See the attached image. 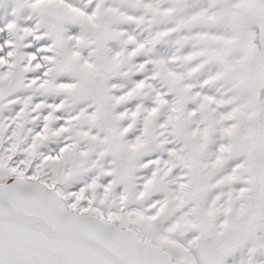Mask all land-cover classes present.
Segmentation results:
<instances>
[{
    "label": "snow or ice",
    "instance_id": "obj_1",
    "mask_svg": "<svg viewBox=\"0 0 264 264\" xmlns=\"http://www.w3.org/2000/svg\"><path fill=\"white\" fill-rule=\"evenodd\" d=\"M0 264H264V0H0Z\"/></svg>",
    "mask_w": 264,
    "mask_h": 264
}]
</instances>
